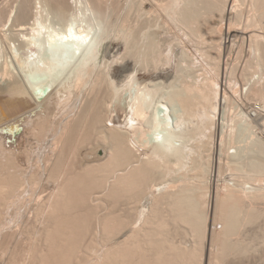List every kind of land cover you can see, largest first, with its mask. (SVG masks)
<instances>
[{"label":"bare ground","instance_id":"1","mask_svg":"<svg viewBox=\"0 0 264 264\" xmlns=\"http://www.w3.org/2000/svg\"><path fill=\"white\" fill-rule=\"evenodd\" d=\"M0 264H264V0H0Z\"/></svg>","mask_w":264,"mask_h":264},{"label":"water","instance_id":"2","mask_svg":"<svg viewBox=\"0 0 264 264\" xmlns=\"http://www.w3.org/2000/svg\"><path fill=\"white\" fill-rule=\"evenodd\" d=\"M89 45L90 43L87 40L86 43L79 40L58 41L46 43L44 52L50 58L58 55L62 61L66 62L77 56L79 52H83Z\"/></svg>","mask_w":264,"mask_h":264},{"label":"snow or ice","instance_id":"3","mask_svg":"<svg viewBox=\"0 0 264 264\" xmlns=\"http://www.w3.org/2000/svg\"><path fill=\"white\" fill-rule=\"evenodd\" d=\"M68 40H79V41H82V42H85L86 43V38L83 37V36H75L72 32V29L70 28L69 31H68V35H65V36H57L55 37V41L54 42H58V41H68ZM159 139V137H158Z\"/></svg>","mask_w":264,"mask_h":264},{"label":"rangeland","instance_id":"4","mask_svg":"<svg viewBox=\"0 0 264 264\" xmlns=\"http://www.w3.org/2000/svg\"><path fill=\"white\" fill-rule=\"evenodd\" d=\"M113 33H114V32H113ZM113 33H112V34H113ZM44 103H45V102H44ZM251 112H252V114H254V111H251ZM100 150H101V149H98V152H99Z\"/></svg>","mask_w":264,"mask_h":264}]
</instances>
